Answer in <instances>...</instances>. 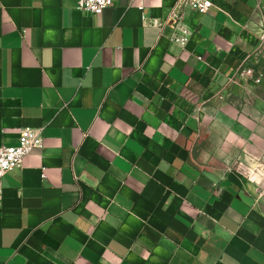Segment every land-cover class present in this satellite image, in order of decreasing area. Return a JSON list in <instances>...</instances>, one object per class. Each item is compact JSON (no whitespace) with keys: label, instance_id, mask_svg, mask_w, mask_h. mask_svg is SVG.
<instances>
[{"label":"crops","instance_id":"0c3cea01","mask_svg":"<svg viewBox=\"0 0 264 264\" xmlns=\"http://www.w3.org/2000/svg\"><path fill=\"white\" fill-rule=\"evenodd\" d=\"M0 0V146L42 148L0 180V264H264V203L197 162L198 112L259 51L264 0Z\"/></svg>","mask_w":264,"mask_h":264},{"label":"rangeland","instance_id":"374dc122","mask_svg":"<svg viewBox=\"0 0 264 264\" xmlns=\"http://www.w3.org/2000/svg\"><path fill=\"white\" fill-rule=\"evenodd\" d=\"M244 68L253 77L240 75ZM239 72L225 95L198 112L200 133L191 151L199 163L244 176L264 203V49Z\"/></svg>","mask_w":264,"mask_h":264},{"label":"built area","instance_id":"2783aa9c","mask_svg":"<svg viewBox=\"0 0 264 264\" xmlns=\"http://www.w3.org/2000/svg\"><path fill=\"white\" fill-rule=\"evenodd\" d=\"M78 10L91 12L94 15H100L103 10L111 6L114 0H72ZM184 6L190 7L192 10L199 14H204L211 6L209 0H176L172 6L168 18L165 20L164 25H169L173 29L170 40L180 46H184L188 42L190 30L182 21V9ZM264 49V37L260 49ZM243 65V64H242ZM241 65V66H242ZM238 68L234 77L231 79L233 82L239 77ZM243 76L253 77L251 69H242ZM42 148V134L41 129L22 128L19 131L17 143L14 146H0V180L3 176L12 170L20 169L23 159L30 152L35 149Z\"/></svg>","mask_w":264,"mask_h":264}]
</instances>
